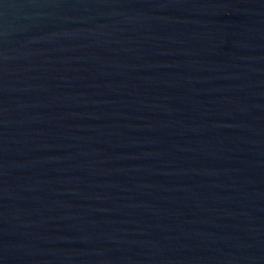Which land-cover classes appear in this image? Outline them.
<instances>
[{"label":"water","instance_id":"1","mask_svg":"<svg viewBox=\"0 0 264 264\" xmlns=\"http://www.w3.org/2000/svg\"><path fill=\"white\" fill-rule=\"evenodd\" d=\"M0 264H264V0H0Z\"/></svg>","mask_w":264,"mask_h":264}]
</instances>
